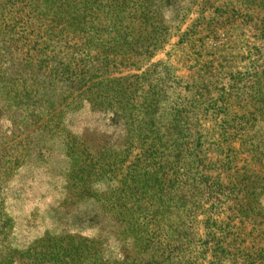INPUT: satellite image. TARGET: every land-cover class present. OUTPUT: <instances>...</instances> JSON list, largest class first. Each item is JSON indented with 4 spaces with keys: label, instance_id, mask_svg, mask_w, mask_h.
<instances>
[{
    "label": "trees",
    "instance_id": "16d2710c",
    "mask_svg": "<svg viewBox=\"0 0 264 264\" xmlns=\"http://www.w3.org/2000/svg\"><path fill=\"white\" fill-rule=\"evenodd\" d=\"M176 1L0 0V104L16 106L14 114L32 106L33 118L43 114L54 125L65 111L108 113L123 137L117 145L100 142L108 135H99L97 150L84 138L80 144L81 159L93 162L88 176L98 173L97 181L81 187L71 181L67 191L83 203L92 200L90 227L71 232L62 222L61 234L47 230L26 249L13 246L1 223L8 199L1 185L0 240L10 248L7 256L0 252V264H197L194 223L207 217L205 204L223 209V199L233 201L228 211L239 228L205 220L212 264H264V249L247 241L264 216V142L256 140L264 127V0H238V8L228 0L209 21L202 18L209 38L253 23L250 51L258 60L229 76L224 88L222 71L215 72L223 65L215 60L199 70L211 81L191 78L182 87L158 73L162 61L148 67L173 31L180 32L181 24L177 29L165 19ZM198 29L189 27L182 42ZM171 88L177 97L167 108ZM114 149L124 157L102 158ZM109 183L102 198L83 197ZM232 228L239 237L228 243ZM87 229L94 232L83 233ZM254 240L264 243V232Z\"/></svg>",
    "mask_w": 264,
    "mask_h": 264
},
{
    "label": "rangeland",
    "instance_id": "374dc122",
    "mask_svg": "<svg viewBox=\"0 0 264 264\" xmlns=\"http://www.w3.org/2000/svg\"><path fill=\"white\" fill-rule=\"evenodd\" d=\"M231 1L233 7L238 8V0ZM227 2L228 0H177L173 3L174 6L171 5L168 9L165 19L167 23L174 22L177 29V25L181 24L180 32L173 31V36L165 49L151 61L148 67L162 61L164 64L158 67V73L163 71L169 73L172 78L171 83L182 87L191 78L201 80L200 84L211 81L208 80V75L199 70L205 66V63L215 60V65L219 63L223 65V69L217 67L215 71L218 73L222 71L220 76L223 77V85L221 86L223 88L228 86L229 76L244 72L251 62L258 60V56L254 55L255 51H250L255 42L253 23L241 29L237 26L233 29L226 27L225 30H220L215 37L210 38L209 31L202 33V29L207 27L202 18L205 17L209 21L213 12L216 9L223 11V5ZM192 25L200 27L198 29L200 34L190 38L189 43H183L181 35ZM199 54L204 56L202 60L198 59ZM196 60H199V65ZM1 91L2 95L4 90ZM169 92L171 98L164 103L167 108L174 105L173 98L177 97L172 94V88ZM15 109L14 105L0 104V188L3 184L8 192L5 213L2 214V222H0H6L7 230L11 231L9 242L13 246L26 249L37 239L43 237L47 230L61 234L63 232L62 222L68 224L71 232L91 226V222L95 220V207L92 206V200L90 203H83L81 196H74L73 193L67 191V185L71 181L80 187L83 184L90 186L97 181L98 173L91 177L88 176L91 170L90 165L93 162L85 158L81 159L82 146L80 144L84 138L92 145L93 150H97L94 146L99 144V135H108V138H103V140L100 138V142L105 141L106 144L109 142L117 145H122L123 137L119 125L114 124L111 114H95L89 108L81 111H65L55 121V125L48 118H44L43 114H38L33 118L31 116L32 106L24 105L23 110H19L18 114H14ZM258 130L256 129V132ZM256 140L264 142V127L258 132ZM236 146L239 147V143ZM118 152L121 150H111L109 153L106 152V155H102V158H108L110 155H113V158H116V155L122 157L123 155ZM135 155L136 153L132 157ZM113 158L105 166L114 164ZM127 166L128 164L125 167ZM78 185H76L77 190L81 193ZM111 186L112 183L108 186H102V184L94 186L83 197L87 196L95 200L101 197L103 190ZM262 204L264 206V198ZM232 206H234L233 201L226 202L224 199L223 209H220L221 205H215V203L203 206L208 211L207 217L200 216L193 228V232L199 233L194 237L192 245V253H194L197 264H212L213 262V247H207L209 241L204 237V222L207 218L218 221V225L222 227L228 224L230 227L239 228L240 221L235 219L237 216L234 212L228 211ZM230 219L233 221L229 224ZM92 224H95V221ZM256 227V232L252 233V237L247 241L251 243V246L257 245L264 249L263 242L254 240L264 232V216L257 219ZM252 229L253 225H248L247 233L250 234ZM225 230L229 233L227 227ZM231 230L235 236L232 235L228 243L239 237L237 229L232 228ZM93 232L92 229H87L83 233ZM241 240L238 239L237 242ZM9 242L0 240V252L4 256L8 255L4 249H8Z\"/></svg>",
    "mask_w": 264,
    "mask_h": 264
}]
</instances>
